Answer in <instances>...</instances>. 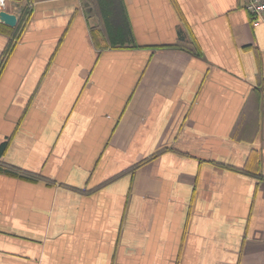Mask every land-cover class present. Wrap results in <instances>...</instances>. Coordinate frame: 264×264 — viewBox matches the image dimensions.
Returning a JSON list of instances; mask_svg holds the SVG:
<instances>
[{
    "label": "crops",
    "instance_id": "0c3cea01",
    "mask_svg": "<svg viewBox=\"0 0 264 264\" xmlns=\"http://www.w3.org/2000/svg\"><path fill=\"white\" fill-rule=\"evenodd\" d=\"M0 264H264V24L242 0H5Z\"/></svg>",
    "mask_w": 264,
    "mask_h": 264
},
{
    "label": "built area",
    "instance_id": "2783aa9c",
    "mask_svg": "<svg viewBox=\"0 0 264 264\" xmlns=\"http://www.w3.org/2000/svg\"><path fill=\"white\" fill-rule=\"evenodd\" d=\"M5 0H0V8H2ZM243 8L250 14L255 25L264 24V0H242Z\"/></svg>",
    "mask_w": 264,
    "mask_h": 264
},
{
    "label": "water",
    "instance_id": "95a60500",
    "mask_svg": "<svg viewBox=\"0 0 264 264\" xmlns=\"http://www.w3.org/2000/svg\"><path fill=\"white\" fill-rule=\"evenodd\" d=\"M14 13H11L5 9H0V20L9 24L11 26H15L18 23V17Z\"/></svg>",
    "mask_w": 264,
    "mask_h": 264
},
{
    "label": "trees",
    "instance_id": "16d2710c",
    "mask_svg": "<svg viewBox=\"0 0 264 264\" xmlns=\"http://www.w3.org/2000/svg\"><path fill=\"white\" fill-rule=\"evenodd\" d=\"M23 23H24V19H23V22H21V21L18 22V25H17L18 29L17 30L20 31L23 28V25H24Z\"/></svg>",
    "mask_w": 264,
    "mask_h": 264
}]
</instances>
